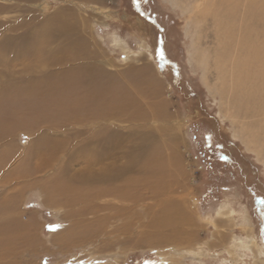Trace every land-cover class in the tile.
<instances>
[{"label": "rangeland", "instance_id": "obj_1", "mask_svg": "<svg viewBox=\"0 0 264 264\" xmlns=\"http://www.w3.org/2000/svg\"><path fill=\"white\" fill-rule=\"evenodd\" d=\"M152 1L154 14L173 22L171 32L164 30V22L148 19V0H0V124L16 120L41 128L33 139L19 124L16 128L22 130L13 135L0 131V209L6 213L15 206L21 220L32 224L22 230L13 223L7 231L0 224V264H264V100L257 94L252 101L246 90L232 88L229 67L232 59L243 60L249 51L264 49V17L244 35V2ZM93 65L108 71L117 84L102 83L101 77L86 79L84 67ZM250 65L251 75H256L258 66ZM78 68L83 69L73 71ZM148 69L154 86L145 83ZM261 77L251 82L261 85ZM50 79L59 87H53ZM118 97H130L138 106L121 105ZM14 98L24 99L13 107ZM151 105L163 108V120L141 121L144 128L134 126L131 116L145 114ZM126 113L125 119L114 121L121 132L112 133L116 126L108 119ZM80 115L93 118L76 119ZM73 116L66 126L65 143L70 144L66 153L81 150L89 157L97 145L109 155L107 149L123 138L131 144L129 155L139 142L159 148L162 162L175 176L161 182L160 198H142L129 203V209L142 214L158 209L157 203L162 208L168 201H179L183 215H192L197 231L193 242L104 248L103 240L110 243L123 236L117 228L107 227L104 218L117 207L128 206L111 197H80L84 190L112 187L105 175L82 172L75 163L78 157L67 158L47 183L55 195L53 203L60 207L46 206L39 188L27 189L20 200H4L3 192L14 188L2 184L5 171L16 167L25 175L35 174L36 159L50 156L57 142L45 128ZM75 123L92 126L83 130ZM56 128L54 135L66 131ZM205 132L215 140L212 146L203 145ZM155 181L149 182L148 192ZM140 222L135 226L138 231L144 226ZM60 234L76 240L62 246L55 241ZM32 239L38 241L37 255L30 251Z\"/></svg>", "mask_w": 264, "mask_h": 264}, {"label": "bare ground", "instance_id": "obj_2", "mask_svg": "<svg viewBox=\"0 0 264 264\" xmlns=\"http://www.w3.org/2000/svg\"><path fill=\"white\" fill-rule=\"evenodd\" d=\"M220 2L222 3V1H220ZM230 2L238 3V4L239 3L241 4L244 2V4L246 5L245 6L246 15L243 17L246 20H245V23L243 24V27H242V29L244 30V31H242V33L244 35H246L247 29L250 32L254 31L255 27L260 22V18L264 17V4L260 5L258 0H231ZM234 6L237 8L236 4H234ZM251 24H252V26H251ZM248 36H250V35H248ZM248 36L242 37L241 40H246L248 38ZM241 40H240V44L242 45ZM225 55H226V53H225ZM250 63H252V64L255 63L256 66H258L257 67L258 72L256 73V75L255 74L251 75L250 67H249V66H251ZM229 67L231 69L230 78H231L232 82L231 81L230 82L232 83V86H233L232 88L236 87V89L240 88L243 91L246 90L250 94V95H247L248 98L252 101L254 100L253 97L257 96V94L259 95L260 100H262V101L264 100V92L261 93L262 90L264 91V81H263V83H261V85L259 83H252L251 82V81H253L251 79H253L254 77H256V78L261 77V76H262L261 78L264 77V49L262 47L255 49L252 53H251V51H249L248 56L246 55L243 60H238L237 58L232 59L230 64H229ZM147 71H149V74L147 73L148 76H146L147 82H145L146 79L143 80V82H145L148 85H150V83H152V85H153V83L155 84V82L153 81L154 80L153 77L150 76L151 70L148 69ZM142 86H144V85H142ZM261 88H262V90H260ZM140 89H142V88H140ZM142 90L144 91V88ZM145 90H147V89H145ZM151 94H152V92L147 97H150ZM125 97H126V95H125ZM132 99H133V97H132ZM117 101L121 105L128 104L127 106H129L131 108L138 106V101H136V100L132 101V100H130V97L128 100L126 98L122 99V98L118 97ZM124 107L125 106H123V108ZM117 109H119V108H117ZM162 109L163 108H160V106L158 107L157 105L156 106L151 105L145 114H138L136 116H131L130 119L135 122L134 126L138 125V123H139V126L141 128H144L145 124L141 125L140 124L141 121H144V122L145 121H150V122L158 121V122H160L163 120L164 113H162V111H163ZM128 110H130V109H128ZM81 111H82V109H81ZM136 111L138 112L139 109H136ZM80 114H82V113H80ZM76 119H78V118H76ZM111 119H112V117H110L108 119V121ZM25 122L24 121L17 122L16 120L10 121L11 124L6 125L7 124L6 123L5 125H2L0 131H2L4 133H9L13 127H16L17 124H19L18 127H23V128L29 127L32 124V123H25ZM0 137H1V135H0ZM109 155L110 156H107V157L106 156H102L100 158L96 157L95 159L90 157L91 160H93V161L94 160L95 161L100 160L102 163L106 164V166H104V168H100V169H96V167L80 168V169H82V172H84V171L85 172H91V173L94 172L98 175L99 174L105 175V177H107L106 183H111V187H112V188H105V186L102 187V186L98 185L99 187H96L94 190L91 191V193L89 190H84L83 192H80L79 193L80 197H82V198L86 197L89 199H91L93 196H94V198H95V196L97 198L111 197V199L119 200L128 206L127 208H124V210H121V209H123L122 207H119V208L117 207V209L113 210L114 213L109 214L106 218H104V221H106L107 223L109 222V224L106 225L107 227L110 226V228H113L112 230H115L117 228V232L119 231L123 235L122 237L119 236L121 239L118 238V240H117V238L116 239L113 238L114 240L110 241V243L103 240L105 243L104 248L110 247V246H112L111 248H116L117 246H122V247L123 246L124 247L129 246V247H134V248H141V247H151V248L152 247H157V248L161 247L162 248V247H165L167 244L178 245V244H183V243H189L191 241L193 242L194 237H197V235H196L197 231L194 229V226L192 224L193 223L192 215L191 214L183 215L184 212H183V209L181 208V203L179 201H176L175 199H174L175 201L173 200V203L168 201L166 204H163L162 208H161L162 204L157 203V204H155V208L159 206L158 209L153 210V212H152V210H146L142 214L137 213L135 211L132 212L129 209V203L135 204L137 201L142 202L145 200L142 198L147 197L146 199H148V196H150L149 198H151V199H153V197H155V199L160 198L158 196L162 194V191H161L162 188L160 187V184H162L161 182L163 180L167 181V180H169L175 176V175H173L175 172L173 170H170L171 168L168 169L169 166L165 162H162V160H161L162 156L160 155L159 150L154 148L150 151V154H147V155H149L148 157L145 158L147 164H144L145 165L144 167H138V170H139V173L141 176L132 175V174L137 173V171L134 170V167H131V166L129 168H124V167H119L117 169L115 168V165L113 163L119 164L121 162H126L129 159V155L126 156L124 153H119V152L113 153V154L109 153ZM121 155H123V156H121ZM102 158H108V159H102ZM57 159H58V157H57ZM109 159L113 160V163L109 162ZM123 160H125V161H123ZM60 161H59V163H60ZM46 162H44V163H46ZM54 163H55L54 165H56L57 162H54ZM108 165H112V166H108ZM72 175H73V173H72ZM92 177H93V175H92ZM109 178H111V179H109ZM151 181H155L156 183H153L154 185L150 186V188L151 187L152 188H151V190L149 189V192H148L149 182H151ZM99 182H102V181H99ZM97 184H96V186H97ZM43 188H45V187H43ZM56 188H59V187H56ZM60 191H58V192H60ZM160 191H161V193H160ZM53 193L54 192L52 191V194ZM68 193H67V195H68ZM148 193H150V194H148ZM91 203H94V202H91ZM55 204L57 205V203H55ZM120 210L125 212V213L119 212ZM84 211L87 212L88 210L85 209ZM113 211H111V212H113ZM140 221H144V223H142V224H144V226H142L140 224L142 226V229H139V231H138L135 226H136L137 222L141 223ZM118 225H120V226L117 227ZM137 225H139V224H137ZM100 228L102 229V226H100ZM134 229H136L137 231ZM134 231H136V232L134 233ZM70 234H71V232H70ZM84 237L85 236H83L82 238H84ZM67 238H68L66 241L67 245L72 244L76 240V238L73 235L69 236V237L67 236ZM178 247H180V246H178Z\"/></svg>", "mask_w": 264, "mask_h": 264}, {"label": "crops", "instance_id": "obj_3", "mask_svg": "<svg viewBox=\"0 0 264 264\" xmlns=\"http://www.w3.org/2000/svg\"><path fill=\"white\" fill-rule=\"evenodd\" d=\"M82 69L81 68H78V69H75V70L72 69V70L74 72L77 70L78 73H79L80 71H82ZM84 72H86L85 78L88 79V80H90V81H95L96 78L101 77V82L102 83L109 84V86H112V85H116L117 84L115 82L112 83V78H111V75H110V73L108 71H106L105 69H103L101 67H98L96 65H93V66H90V67H84ZM69 75H72V74L69 73ZM62 78H63V80H61V81L63 83L61 85H63L64 82H65V80H66V79H64V77H62ZM53 79H50L52 81L49 80V82L51 83V85L54 84L53 87H55V88L59 87V85L58 84L56 85V83H55L56 80L53 81ZM43 80H46V79H43ZM32 83H29L26 86L31 85ZM36 84H39V85L42 84V85H44L43 83H36ZM9 89H10V86H9ZM28 91L29 90L27 89L26 91H24V93H26ZM53 92L55 93V90ZM51 93H52V91H51ZM99 93H101V92H99ZM23 99L14 98L13 101L10 104L13 105V107H16L15 106V103H19L21 105V100H23ZM98 99L101 100V96L100 95H99V98ZM16 101H18V102H16ZM55 110L56 111H59L60 109L59 108H55ZM95 110L97 111V109H95ZM68 116H71V115H68ZM97 116H100V115L97 114L96 117ZM126 116H127V113L125 115L124 114L115 115V116L112 117L111 120H109V122L114 123V125L116 126V127H114L115 129L113 128L112 130H110V131H112V133H115L116 134L117 132H121V130L117 126L116 122H114V121H116L118 119H125ZM72 118L75 119V116L69 117V119H67V121H62L60 123L54 122L52 125H48L45 128V129L48 130V132L50 131V137H51V139H54V140L57 139L56 140L57 142L54 143L53 153L50 156L44 155V156L36 159V163H35V174L33 173L32 175H30V174L25 175L26 173L24 171H22V170L21 171H18V170H16V167H14L13 170L7 169L5 171V173L3 174V176H4L5 179L3 178V176L1 178L2 179L1 180L2 181V184L7 185L9 188L12 185L14 186V188L8 189L9 191L3 192V194L5 195L4 200H6V202H11L14 199L15 200H20L18 198H21V195L27 189H29V188H35V189L36 188H39L40 194L43 197L44 204L46 206H49L50 207L51 205H53V206L60 207L59 205H56L55 203H53L54 202V198H52V196H51L53 194H52V191H50L49 188H47L48 187L47 183L49 182L50 178L52 176H54L57 173V171H59V169L62 168V164L64 163V161L67 158L68 159H72V158H77L78 157V161H76L75 163L79 164L82 168H85V167H89V168L96 167V169H100V168H104V166H106V164L102 163L100 160H98V161H95V160L93 161L92 160L91 161V158H94L95 159L96 157H99L100 158L102 156H106V157L107 156H110L107 153H106L107 155L103 153L106 150V149H104V147H99L97 145H96V147L95 146H92V148L94 150H96V152H94V154L92 156L90 155L89 157L83 156L80 153V152H82L81 150L77 151L78 152L77 154H72V153H69V152H67L68 154L66 153V151H70V144L65 143L67 141L66 140L67 139L66 138V135L69 134V128L68 127L66 128V126H68V123H69V121ZM76 118H79V119L81 118V120H89L90 118H93V116L83 117V116L80 115V116H76ZM99 118L100 117H97L96 119H99ZM80 123H82V122H80ZM80 123H75V124L81 126L83 128V130L84 129L87 130V127L92 126L91 125L92 123L91 124L89 123V125H86V126L84 124L82 125ZM93 123H94V126H95V129L94 130H96V128H98V126L95 125V122H93ZM2 125L3 124H0V129H1V126ZM102 126H100V128ZM53 127H57V128L60 127L62 131H64V130H66V131H64L60 135H58V134L57 135H54V131L55 130L53 129ZM121 129H123V128H121ZM21 130L20 129H17L15 127L14 129H12L9 132V134L8 133H6V134L10 136L11 134L13 135V133L15 134L16 132L21 131ZM37 130L39 131V130H41V128H35L34 125H33L32 128H30V127H24L23 128V131H26V133L30 136V138L32 137V139H33V137L36 136V133L35 132ZM59 140H60V142H59ZM123 140L124 141H119L116 144H112L113 148L110 147V149L109 148L107 149L109 151V153L110 154H113V153H118L119 152V153H124L126 156L129 155V153H130V150L129 149L131 148L130 147L131 144L129 143L128 140H125L124 138H123ZM116 141H117V138H116V136H114V142H116ZM1 143H3V141ZM31 144L32 143L30 142L28 146L30 147ZM145 144H146L145 142L144 143L143 142H141V143L139 142L140 147H137V149L134 146L133 149L134 150L136 149V150H135V152L133 151L129 155V159L126 162H121V164L120 163L117 164V163H113V160H110V159H109V162H112L115 165V168L116 169L119 168V167H124V168H129L130 166L131 167H134V170H136L137 173L132 174V175H139L140 176L138 167H144L145 166L144 164H147L146 163V160H145V158L147 157V153H146L147 152L146 151L147 149H146V147L149 148V154H150V151L152 150V148L150 146H147L148 144L147 145H145ZM86 146L87 145H83L82 146V149H86L85 148ZM155 149H158L159 150V148H157V147ZM86 150L88 151L90 149H86ZM74 152L76 153V151H74ZM57 157H58V159H57ZM102 159H108V158H102ZM43 161L44 162L47 161V162L44 163ZM59 161H60V163H59ZM88 161H91V164H87ZM54 162H57L56 165H54L55 164ZM3 163L5 165L7 164L6 162H3ZM4 164H1V168L2 167H5ZM84 165H85V167H84ZM54 166L56 167L55 169H53ZM108 166H112V165H108ZM170 168H171V166H169L168 169H170ZM42 186L45 187V188H43ZM6 206H8V205L6 204ZM10 206H11V204H10ZM17 207H16V209H17ZM8 209H9V212H8ZM18 213H19V211H17V210L15 211V206L12 207L11 209L10 208H7L6 213L0 209V221H1L2 218L4 219V221H3L4 224L3 223H0V224L6 226V229L3 227V230H6L7 231V230L12 229L14 224H16L17 226H19L20 229H22V230L25 229L24 227L29 226V225H32V224H26L23 220H21V217H19L20 215H17ZM4 217L5 218L7 217L8 221H6ZM10 220L12 222H10ZM68 235L65 236L64 234H60V235H58V237H56V240L55 241L58 244L62 245V246H69L70 244L67 245V242H66L67 239H68L67 238ZM32 241H33L32 242L33 243V247H30V251L33 252V254L37 255L38 254V252H37L38 251V248H37V244L36 243H38V241H37V239H35V240L32 239ZM8 264H15V263L10 262Z\"/></svg>", "mask_w": 264, "mask_h": 264}, {"label": "trees", "instance_id": "obj_4", "mask_svg": "<svg viewBox=\"0 0 264 264\" xmlns=\"http://www.w3.org/2000/svg\"><path fill=\"white\" fill-rule=\"evenodd\" d=\"M137 1V0H136ZM148 1H150V3H149V8L150 9H146V15L148 16L149 15V17H148V19H150V20H152L151 22H156V20L158 21V22H160V21H162V22H164L163 23V25L165 26L164 27V30H166L167 31V33L170 31L171 32V29L170 28H173V22H171V21H169L167 18H165L164 17V15H160V14H154V11H155V8H154V3H153V1L152 0H148ZM134 4V3H133ZM136 8H134V9H130L132 12H134V10H135ZM131 12V13H132ZM151 12H153V14L151 13ZM145 15V16H146ZM155 17V18H154Z\"/></svg>", "mask_w": 264, "mask_h": 264}, {"label": "flooded vegetation", "instance_id": "obj_5", "mask_svg": "<svg viewBox=\"0 0 264 264\" xmlns=\"http://www.w3.org/2000/svg\"><path fill=\"white\" fill-rule=\"evenodd\" d=\"M214 141H215V140L213 139V137H212L211 134L205 132V133L202 135V143H204L203 145H205V144L209 145V144H210V145L212 146V144H213ZM200 145H201V144H200ZM209 163H210V162H209ZM207 167H208V169H211V171H212L213 167H212L211 165H208Z\"/></svg>", "mask_w": 264, "mask_h": 264}]
</instances>
